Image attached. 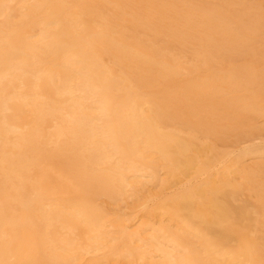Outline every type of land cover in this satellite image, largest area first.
Masks as SVG:
<instances>
[{
  "label": "bare ground",
  "instance_id": "1",
  "mask_svg": "<svg viewBox=\"0 0 264 264\" xmlns=\"http://www.w3.org/2000/svg\"><path fill=\"white\" fill-rule=\"evenodd\" d=\"M239 1L0 0V264H264V3Z\"/></svg>",
  "mask_w": 264,
  "mask_h": 264
},
{
  "label": "rangeland",
  "instance_id": "2",
  "mask_svg": "<svg viewBox=\"0 0 264 264\" xmlns=\"http://www.w3.org/2000/svg\"><path fill=\"white\" fill-rule=\"evenodd\" d=\"M200 1H208V2H210V3H212V5H220V4H223V2H224V0H200ZM238 2H240L239 0H237ZM259 2L260 3H264V0H259ZM240 6L239 5H237L236 6V8H239ZM187 57H190L189 56V52H187V55H186ZM263 58V59H262ZM259 59H261V60H263L264 61V57H260ZM240 60H245V59H240ZM247 60V59H246ZM245 60V61H246ZM263 63V62H262ZM261 63V64H262ZM257 66H261V67H263L262 65H259V64H257ZM258 123H259V127H263L264 126V120H260V121H258ZM262 123V124H261ZM239 139L240 138H237V137H230V138H227V139H223V140H219L218 141V144L220 145V147H222L223 149H225L226 147H232V146H234V145H236L235 143L236 142H238L239 141ZM253 160H251V161H248V163H250L251 164V162H252ZM253 163H254V161H253ZM252 163V164H253ZM251 164V165H252Z\"/></svg>",
  "mask_w": 264,
  "mask_h": 264
}]
</instances>
